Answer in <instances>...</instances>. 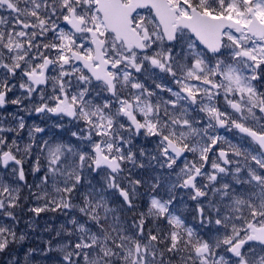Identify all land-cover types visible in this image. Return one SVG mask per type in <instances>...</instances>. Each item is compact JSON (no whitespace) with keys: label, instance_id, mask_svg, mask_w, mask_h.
I'll return each mask as SVG.
<instances>
[{"label":"snow or ice","instance_id":"1","mask_svg":"<svg viewBox=\"0 0 264 264\" xmlns=\"http://www.w3.org/2000/svg\"><path fill=\"white\" fill-rule=\"evenodd\" d=\"M0 264H264V0H0Z\"/></svg>","mask_w":264,"mask_h":264}]
</instances>
